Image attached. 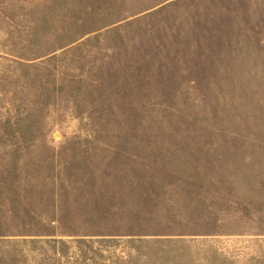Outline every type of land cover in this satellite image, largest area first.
<instances>
[{
    "label": "rangeland",
    "instance_id": "obj_1",
    "mask_svg": "<svg viewBox=\"0 0 264 264\" xmlns=\"http://www.w3.org/2000/svg\"><path fill=\"white\" fill-rule=\"evenodd\" d=\"M0 264H264V0H0Z\"/></svg>",
    "mask_w": 264,
    "mask_h": 264
}]
</instances>
